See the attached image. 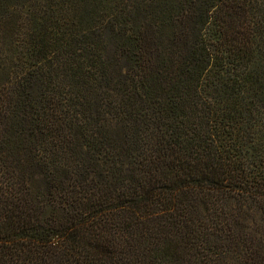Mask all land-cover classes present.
<instances>
[{
    "label": "trees",
    "instance_id": "16d2710c",
    "mask_svg": "<svg viewBox=\"0 0 264 264\" xmlns=\"http://www.w3.org/2000/svg\"><path fill=\"white\" fill-rule=\"evenodd\" d=\"M0 264H264V0H0Z\"/></svg>",
    "mask_w": 264,
    "mask_h": 264
}]
</instances>
